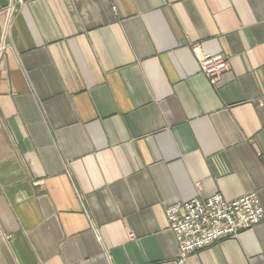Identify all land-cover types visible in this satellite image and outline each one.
Returning a JSON list of instances; mask_svg holds the SVG:
<instances>
[{
	"label": "crops",
	"instance_id": "crops-1",
	"mask_svg": "<svg viewBox=\"0 0 264 264\" xmlns=\"http://www.w3.org/2000/svg\"><path fill=\"white\" fill-rule=\"evenodd\" d=\"M253 191L264 0H0V264H264V220L182 262L166 213Z\"/></svg>",
	"mask_w": 264,
	"mask_h": 264
},
{
	"label": "built area",
	"instance_id": "built-area-1",
	"mask_svg": "<svg viewBox=\"0 0 264 264\" xmlns=\"http://www.w3.org/2000/svg\"><path fill=\"white\" fill-rule=\"evenodd\" d=\"M201 70L212 84L229 69L223 54H205L195 48ZM170 229L175 234L180 260L193 252L229 237L238 236L264 220V209L257 192L228 200L220 193L170 205L166 209Z\"/></svg>",
	"mask_w": 264,
	"mask_h": 264
}]
</instances>
